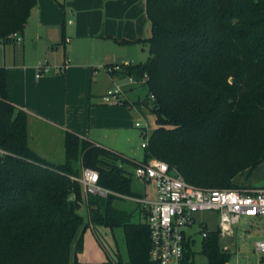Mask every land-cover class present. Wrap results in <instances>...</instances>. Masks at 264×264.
I'll return each mask as SVG.
<instances>
[{
  "label": "trees",
  "instance_id": "1",
  "mask_svg": "<svg viewBox=\"0 0 264 264\" xmlns=\"http://www.w3.org/2000/svg\"><path fill=\"white\" fill-rule=\"evenodd\" d=\"M34 5L0 0V43L22 31ZM144 8L149 36L131 42L146 45L148 56L108 73L144 77L138 102L155 127L143 160L160 159L199 188L244 187L237 178L264 159V0H144ZM25 121L8 98L0 66V264H79L89 224L121 228L126 260L115 247L114 264H150L144 215L132 222L112 205L117 197L87 194L86 221L77 212L80 185L70 178L79 175L72 163L80 159L97 172L99 186L135 196L130 172L118 162H139L66 131L65 161L53 164L28 147ZM199 252L205 264H224L230 255L215 230L200 238ZM191 253L185 244L181 264H194Z\"/></svg>",
  "mask_w": 264,
  "mask_h": 264
},
{
  "label": "crops",
  "instance_id": "2",
  "mask_svg": "<svg viewBox=\"0 0 264 264\" xmlns=\"http://www.w3.org/2000/svg\"><path fill=\"white\" fill-rule=\"evenodd\" d=\"M143 10L144 0H35L19 32L20 43H0L5 90L10 102L24 111L27 145L40 158L62 164L64 133L69 131L143 161V149L137 158L131 146L136 148L134 141L143 134L133 123L142 119L144 105L138 96L130 97L134 86L125 77L105 70L111 64L135 63L128 47L148 34ZM43 62L49 72L35 77ZM62 63V73H55ZM116 85L123 89L126 105L103 101L106 90ZM140 212L143 217L141 207Z\"/></svg>",
  "mask_w": 264,
  "mask_h": 264
},
{
  "label": "built area",
  "instance_id": "3",
  "mask_svg": "<svg viewBox=\"0 0 264 264\" xmlns=\"http://www.w3.org/2000/svg\"><path fill=\"white\" fill-rule=\"evenodd\" d=\"M8 38L13 43H20L19 32H12ZM119 64L105 66L107 73L118 70ZM65 64L54 67L55 73H62ZM49 65L39 63L34 76L48 73ZM129 85H141L144 77L137 81L132 76H126ZM103 101L123 105L124 91L120 86H114L106 90ZM152 99V95L149 96ZM134 126L144 127L138 122ZM139 144L141 148L146 145L143 140ZM133 175L142 182L150 184L148 194L127 196L103 188L97 184V172L93 169L81 167L79 175L70 176L81 187L85 197L87 194L99 197L113 195L119 198H127L137 203L143 212L144 222L148 228L149 249L148 259L150 264H181L185 244L190 246L191 236L186 230L193 223V214L201 211H214L216 213V227L218 239L231 237L233 227L240 219H259V238L252 242L251 251L255 256L256 264H264V185L257 187H239L235 189L199 188L187 183L166 162L157 158H148L146 162H140L133 167ZM201 223L200 237H204L207 230ZM247 224L252 227V220ZM255 230V229H254ZM246 236H250V230H245ZM220 249L229 252L227 244L220 245Z\"/></svg>",
  "mask_w": 264,
  "mask_h": 264
},
{
  "label": "rangeland",
  "instance_id": "4",
  "mask_svg": "<svg viewBox=\"0 0 264 264\" xmlns=\"http://www.w3.org/2000/svg\"><path fill=\"white\" fill-rule=\"evenodd\" d=\"M143 11H145V8ZM146 20L147 18L144 12L143 21L145 22ZM147 33L148 34L146 37L149 36V26H147ZM130 50L132 52V55L135 56V63H137V60H141V62L144 61L148 56L146 45L137 43L128 47V51ZM120 82H124V80H121ZM133 86L134 87L130 92V97L136 98L138 96L137 98L139 100H142L144 96L143 87L138 85ZM143 108V117L142 119H139L138 122L140 124L143 123L145 125V128L139 129V127L135 126V129L137 130L138 128L141 132L149 134L152 128L155 126L154 116L147 107L143 106ZM143 138V140H145L146 136H144ZM141 140L142 137L139 138L137 136L136 140L134 141V144L137 143V147L135 148L133 144L131 146V148L135 150L137 158H140L142 156V148L138 146V143ZM146 161L147 159L143 160L142 162ZM118 164L119 166L123 167L125 170L130 172L129 191L131 193L140 195H142L144 192H146V194L149 193L150 184L148 182H142L133 175V166L126 165L120 162H118ZM72 168L75 170H80V159H77V161L72 163ZM237 179V181H240V183H243L244 186L248 187H257L264 185V159L253 170H251L247 176L242 175ZM70 197L72 198V196ZM79 197V206L77 212L81 214L84 218H86L85 220L87 221L85 195L81 187L79 189ZM111 203L115 207L121 208L122 210H125L127 213H129L130 221H143L139 205L131 201L130 199L117 197L116 199H113ZM248 220L253 221L254 224L252 225V227L247 224ZM200 222L204 224V227L207 230H214L216 227V213L214 211H201L194 213L193 223L186 230V233H188L192 238V243H190V249L193 253H191L189 258L194 264H205L206 262V256L199 252V243L201 238L199 228H201L202 226ZM259 228V219L242 218L233 227V236L231 238L220 239V245L231 244L229 249L230 255L227 260V264H256L255 256L251 251V246L252 242L259 238ZM245 230H250L251 234L249 237L245 236ZM82 240V248L76 254V259H78V261L82 264H114V260L116 257V254H114L115 247L118 249L121 259L126 260L125 245L123 242V234L120 227H114L112 230H110L106 227L93 226L89 224V226L83 231Z\"/></svg>",
  "mask_w": 264,
  "mask_h": 264
}]
</instances>
